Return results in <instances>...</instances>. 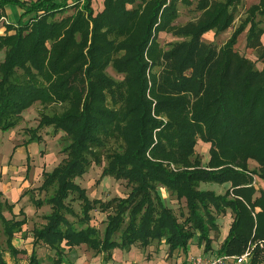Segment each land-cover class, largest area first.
Instances as JSON below:
<instances>
[{"label":"trees","instance_id":"1","mask_svg":"<svg viewBox=\"0 0 264 264\" xmlns=\"http://www.w3.org/2000/svg\"><path fill=\"white\" fill-rule=\"evenodd\" d=\"M242 2L0 0V11H23L0 35V135L8 138L39 107L29 138L12 146V164L17 148L42 143L43 128L62 133L64 155L42 172L41 199L21 193L12 203L0 174V226L11 257L42 264L37 248L45 246L54 253L49 264H64L68 251L86 248L108 262L114 250L154 244L188 257L193 239L211 250L210 232L229 210L218 255L254 246L247 264H264V188L256 187V179L264 184V0L228 36ZM243 35L256 60L237 51ZM198 143L208 149L205 164ZM25 161L21 185L29 154ZM92 165L102 167L98 181H122L127 194L90 199L76 180ZM207 185L229 187L216 194ZM163 190L184 203L181 218ZM45 208L44 223L23 234L29 250L17 249L27 211ZM92 213L104 216L102 230L91 224Z\"/></svg>","mask_w":264,"mask_h":264},{"label":"rangeland","instance_id":"2","mask_svg":"<svg viewBox=\"0 0 264 264\" xmlns=\"http://www.w3.org/2000/svg\"><path fill=\"white\" fill-rule=\"evenodd\" d=\"M258 0H243L241 6L239 7V11L237 13L235 22L233 27L228 30L227 35L231 34L234 27H236L242 19L245 17V12L247 8L252 5L256 4ZM12 6V5H11ZM17 8L19 11L21 9L17 6L12 7ZM21 15V14H20ZM19 15V16H20ZM12 19V18H11ZM10 19V20H11ZM25 19V18H23ZM27 22V21H25ZM213 39V35L211 33H207L204 36V40L211 41ZM163 41V40H162ZM217 45H222L225 41L224 39H215L214 40ZM245 43H244V35L241 36L238 40V44L236 45V49L238 52L242 53L243 55H246L251 60H256L254 53L248 52L245 50ZM261 64H257V67H261ZM109 73H112L111 70H108ZM114 78L116 80H120L121 76L114 75ZM39 107H35L34 110L28 112L26 115L27 121H23L20 124V128L18 130H14L10 133H8V138H4L3 135H0V174L2 176V183H3V191L6 193H9L7 196L9 198H12L14 196H19L21 193H25L26 197H29V192L32 195L33 198H43L44 193H40L37 189L42 183V172L44 171H51L56 165L60 163L62 159H64V155L61 153V147H62V133H59L57 135H54L52 133V129L49 128H43L39 131V135L42 136V143L36 144V145H30L28 147H19L15 151L14 156V164H12V157H11V151L13 145H21V142L27 140L29 138V134L25 132L29 128H34L37 126L39 121ZM61 137V138H60ZM60 138V139H59ZM14 142V144L10 142ZM208 149L203 146L202 143H198L196 146V154L201 159L202 163L205 164L206 160L208 158ZM30 155V166L31 171L28 174L27 179L24 181L23 185V177H25V170H26V155ZM9 162L10 165H6V163ZM250 168H256L257 164L254 162H249ZM100 166L92 165L90 170L87 172V174L82 177L81 179L76 180V182L86 189L87 195L90 199H101L103 201H108L113 197L117 196H123L127 194L128 189L125 187V183L122 181H115L111 178H103L100 181V173H101ZM256 187L262 188L260 185V181L256 179ZM264 188V187H263ZM11 191L16 192L13 196V193L10 194ZM166 192V191H165ZM165 193V199L167 201V204L169 207H171L179 218H181L180 213L185 214L186 209L183 202H177L174 199L168 198V194ZM72 206L75 208L76 211L79 212V204L77 202L73 203ZM47 212V209H42L38 213H34L33 211L29 212L27 211L28 216L30 219H28L27 225L23 228V233L17 235V241L16 244L17 247L20 249L25 248L26 242L22 240L23 234L29 235L34 227H40L44 221H43V214ZM7 217H10L9 214L5 213ZM70 220H73L71 217H68ZM104 218L103 215L99 213H92V222L96 227H99L100 230L103 229V223L105 221H101V219ZM230 219L224 220L223 222L218 225L219 233L218 235L214 234V237L221 238L222 233L226 231V228L229 226ZM25 232V233H24ZM157 247L156 244H154V248ZM140 249V248H139ZM142 250V249H141ZM154 250V249H153ZM153 250L148 249V252H152ZM159 250V248H158ZM166 252V249H163ZM74 253V254H73ZM80 253L85 257L84 262L88 261L90 262V257L92 256L93 252L90 250H87L86 248H78L74 251H68L66 255V261L64 264H76L75 260V254ZM144 258L146 256V252H144ZM166 254V253H165ZM37 256L42 264H49V258L54 257V253L50 251L45 246H39L37 248ZM0 257L5 261L6 264H27L28 263V256H22L19 255L16 258H13L8 253V250L5 245V237L2 233V228L0 226ZM95 259L94 257L92 258ZM157 261H164V256L156 257ZM167 261V260H165ZM96 264H98L97 261H95ZM100 264V261H99ZM102 264V263H101Z\"/></svg>","mask_w":264,"mask_h":264},{"label":"crops","instance_id":"3","mask_svg":"<svg viewBox=\"0 0 264 264\" xmlns=\"http://www.w3.org/2000/svg\"><path fill=\"white\" fill-rule=\"evenodd\" d=\"M13 5H8L4 8V10L0 11V35H4L6 33V24H10L15 26L17 24V22L20 21V17L22 14V10L19 11L17 8H12ZM20 15V16H19ZM12 18V19H11ZM11 19V20H10ZM26 19V18H25ZM25 19H23V21L25 22ZM261 187H264V184L260 182ZM228 185H222V186H217V185H207L204 188L207 190H211V191H215L216 194H223L225 192V190L228 189ZM3 192V191H2ZM5 194V196L7 197V195L9 193L3 192ZM165 191H162V196L165 198ZM167 195V194H166ZM17 196H15L11 201L16 202L17 201ZM228 218L230 219L229 222V226L232 222V214L230 213L229 210H227V213L224 216H220L217 218L216 224H217V229L215 231H211L210 232V238L212 239L211 241V250L209 251H205V247L203 243H199L197 239H193L191 241L190 247H189V251H188V257H186L181 251H175L173 252L171 255L169 254L168 248L166 245L162 244L159 245L158 247L154 248V245H152L151 247H148L147 249L141 250L139 249V247H132L128 252L125 251H120V250H114L112 252V259L109 260L108 262L104 261V255H98V256H94L92 254V256L90 257V262L86 261L84 262L83 260H85V257L83 255H81L80 253H77V255L75 254V260H76V264H96L95 261L98 262L100 261V264H186L187 262L190 261V259H192L193 257H202L204 259H213L216 256H220L218 255V251L220 249L221 244L223 243L229 226L226 228V231L224 233H222L221 238H217L214 237V234L218 235L219 233V229H218V225H220L221 222H223L224 220H228ZM30 242V240H29ZM18 243L17 238H15L13 240V245L17 248L20 249L19 247L16 246V244ZM27 243V242H26ZM27 246V245H25ZM26 248V247H25ZM159 248V250H158ZM24 249V248H23ZM27 250H29V248H26ZM77 249V248H76ZM148 249L153 250L152 252H148ZM166 249V252L163 250ZM144 252H146V256L144 258ZM166 253V254H165ZM74 254V253H73ZM164 256L165 260L167 261H157L156 257H161ZM93 259L92 261V258ZM225 264H233V262H229V263H225Z\"/></svg>","mask_w":264,"mask_h":264},{"label":"built area","instance_id":"4","mask_svg":"<svg viewBox=\"0 0 264 264\" xmlns=\"http://www.w3.org/2000/svg\"><path fill=\"white\" fill-rule=\"evenodd\" d=\"M259 245L264 251V242L260 243ZM253 247L254 246H249L240 256H216L213 259H204L198 256L190 259L187 264H225L229 262H233V264H247L252 256Z\"/></svg>","mask_w":264,"mask_h":264}]
</instances>
